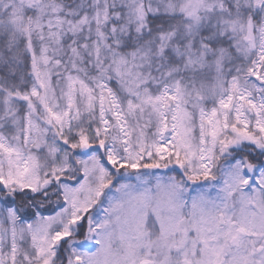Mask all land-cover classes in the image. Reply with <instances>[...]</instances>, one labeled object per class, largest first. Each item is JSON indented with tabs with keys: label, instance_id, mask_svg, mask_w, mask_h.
Instances as JSON below:
<instances>
[{
	"label": "snow or ice",
	"instance_id": "obj_1",
	"mask_svg": "<svg viewBox=\"0 0 264 264\" xmlns=\"http://www.w3.org/2000/svg\"><path fill=\"white\" fill-rule=\"evenodd\" d=\"M0 264H264V0H0Z\"/></svg>",
	"mask_w": 264,
	"mask_h": 264
}]
</instances>
